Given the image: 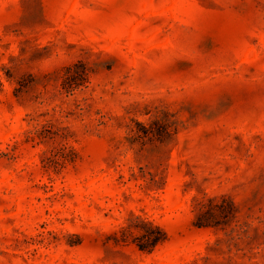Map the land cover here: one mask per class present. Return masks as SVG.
<instances>
[{"label": "rangeland", "instance_id": "obj_1", "mask_svg": "<svg viewBox=\"0 0 264 264\" xmlns=\"http://www.w3.org/2000/svg\"><path fill=\"white\" fill-rule=\"evenodd\" d=\"M0 264H264V0H0Z\"/></svg>", "mask_w": 264, "mask_h": 264}, {"label": "trees", "instance_id": "obj_2", "mask_svg": "<svg viewBox=\"0 0 264 264\" xmlns=\"http://www.w3.org/2000/svg\"><path fill=\"white\" fill-rule=\"evenodd\" d=\"M79 66L81 67L79 68ZM68 69L69 72L72 71V67H69ZM73 69L74 71L68 75L67 79L65 80V83L63 84L68 91L72 90L75 86L79 85L88 76L87 68L81 62L75 63ZM152 229H154L158 233L148 232L145 230L140 236L137 237V245L141 250L150 251L159 242L165 239V233L159 226L152 225Z\"/></svg>", "mask_w": 264, "mask_h": 264}]
</instances>
